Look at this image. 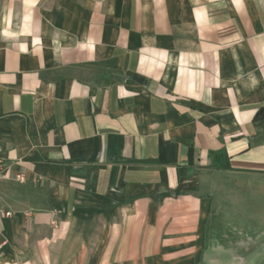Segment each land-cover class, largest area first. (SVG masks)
<instances>
[{
	"label": "crops",
	"instance_id": "1",
	"mask_svg": "<svg viewBox=\"0 0 264 264\" xmlns=\"http://www.w3.org/2000/svg\"><path fill=\"white\" fill-rule=\"evenodd\" d=\"M0 156V264H264V0H0Z\"/></svg>",
	"mask_w": 264,
	"mask_h": 264
},
{
	"label": "built area",
	"instance_id": "2",
	"mask_svg": "<svg viewBox=\"0 0 264 264\" xmlns=\"http://www.w3.org/2000/svg\"><path fill=\"white\" fill-rule=\"evenodd\" d=\"M10 167L7 166L4 161L2 160L1 156H0V179L1 180H8L10 179ZM16 180L18 181H24V178L21 175H17ZM2 217H11L13 216L12 212H2L1 213ZM26 216L29 217V214L26 213Z\"/></svg>",
	"mask_w": 264,
	"mask_h": 264
}]
</instances>
